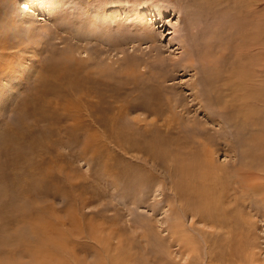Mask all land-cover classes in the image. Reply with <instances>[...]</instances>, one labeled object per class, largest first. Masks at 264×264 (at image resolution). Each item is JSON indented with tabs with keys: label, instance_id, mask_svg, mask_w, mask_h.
<instances>
[{
	"label": "rangeland",
	"instance_id": "rangeland-1",
	"mask_svg": "<svg viewBox=\"0 0 264 264\" xmlns=\"http://www.w3.org/2000/svg\"><path fill=\"white\" fill-rule=\"evenodd\" d=\"M249 3L0 0V264H264Z\"/></svg>",
	"mask_w": 264,
	"mask_h": 264
},
{
	"label": "bare ground",
	"instance_id": "bare-ground-1",
	"mask_svg": "<svg viewBox=\"0 0 264 264\" xmlns=\"http://www.w3.org/2000/svg\"><path fill=\"white\" fill-rule=\"evenodd\" d=\"M255 0H253V1H250V3H249V0H227V3L228 4H233L234 5V7H233V9H235L236 11H241L242 12V9L243 10H245L246 12H247V10H248V8L247 7H245L248 3H249V5L250 4H252L253 2H254ZM234 2V3H233ZM255 4V3H254ZM230 5V6H231ZM245 5V6H244ZM232 7V6H231ZM243 7V8H242ZM250 8V7H249ZM252 12V11H251ZM252 28V27H251ZM258 28V27H257ZM260 28H258L256 31L254 30V29H252V31H251V33L250 34H252V35H254V38L253 39H256V37H258L259 36V33H260ZM250 36V35H249ZM231 37V36H230ZM263 37V36H262ZM240 38V37H239ZM231 40V39H230ZM240 41L242 40L241 38L239 39ZM247 40V39H246ZM254 41V40H253ZM232 42H233V45L236 47V49L238 48L237 46H238V44H240V45H242V46H240V47H245L246 45H248V43L246 42V41H243V42H237L236 43V40L235 39H233L232 40ZM232 42H227V43H232ZM250 42H251V40H250ZM258 42H260V41H258ZM257 42V43H258ZM256 43V42H255ZM256 43V44H257ZM260 43H262V42H260ZM235 44H237V46L235 45ZM259 44V43H258ZM263 46V45H262ZM228 47V46H227ZM248 47H250V46H248ZM257 47H259V46H257ZM261 47V46H260ZM256 48V47H255ZM235 49V50H236ZM240 49V48H239ZM244 49H246V48H244ZM234 50V51H235ZM256 50H257V48H256ZM262 50V49H261ZM230 51V50H229ZM243 51V50H242ZM240 52H241V50H240ZM223 53V50H221V52L219 53V54H222ZM242 53V52H241ZM235 68V67H234ZM234 68L232 69V66H231V69H232V73L230 72V75H233V70H234ZM248 68H250V67H248ZM236 70H234L237 74H238V72H239V69L238 68H235ZM249 70V69H248ZM247 71V70H246ZM241 72H242V70H241ZM241 72H240V74H238V76H239V79H240V82H242V81H244V79H245V77H244V73H245V71L244 72H242V74H241ZM228 73H227V76H230ZM236 78H237V75L235 76ZM235 77H234V75H233V79H235ZM229 78H231V77H229ZM250 78V77H249ZM226 79V78H225ZM228 81V80H227ZM232 80H230V82H231ZM232 83V82H231ZM235 86V85H234ZM234 86H232V87H234ZM236 86H238V85H236ZM244 86V85H243ZM243 86H238V87H243ZM238 91V90H237ZM245 91V90H244ZM250 89L248 88V90L246 91V92H244V93H242V97H246L247 95H250ZM244 100H245V98H244ZM212 121V120H211ZM222 128V127H221ZM223 130L225 131V128L223 127ZM201 133V132H200ZM257 139V138H256ZM206 142V141H205ZM204 146V145H203ZM211 153H210V150H205V147H204V149L203 148H201V150H200V155H202V159L200 160V165L199 166H197V167H200L199 168V177H202L203 175L206 177V178H209L210 177V175H211V173L213 172V169L214 168H211L212 166V161L210 160L211 159V155H210ZM198 164H199V162H197ZM195 164H196V162H195ZM197 164V165H198ZM183 165V164H182ZM186 166V165H185ZM190 164L189 165H187V167L189 168V169H187V172L188 171H191L192 170V167L190 168ZM204 170L206 171L205 173H204ZM197 171V170H196ZM191 175V174H190ZM205 178V179H206ZM204 191V190H203ZM201 193H202V190H201ZM197 194V193H196ZM205 209V208H204ZM206 212V211H205ZM199 213H201V212H199ZM196 214V213H195ZM202 215V214H201ZM200 215V216H201ZM199 216V215H198ZM202 216H204V215H202ZM207 217V216H206ZM198 218H200V217H198Z\"/></svg>",
	"mask_w": 264,
	"mask_h": 264
}]
</instances>
